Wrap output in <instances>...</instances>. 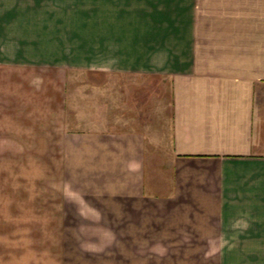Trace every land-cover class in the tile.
<instances>
[{
  "label": "crops",
  "instance_id": "obj_1",
  "mask_svg": "<svg viewBox=\"0 0 264 264\" xmlns=\"http://www.w3.org/2000/svg\"><path fill=\"white\" fill-rule=\"evenodd\" d=\"M96 8V56L43 60L42 12L62 10L0 0V264H23L27 158L39 188L47 172L113 223L117 252L264 251V0ZM121 74L168 95L123 99Z\"/></svg>",
  "mask_w": 264,
  "mask_h": 264
},
{
  "label": "rangeland",
  "instance_id": "obj_2",
  "mask_svg": "<svg viewBox=\"0 0 264 264\" xmlns=\"http://www.w3.org/2000/svg\"><path fill=\"white\" fill-rule=\"evenodd\" d=\"M96 4L97 0H43V9L62 10L42 12L43 60L53 59L57 54L97 55L99 38L106 36L108 39L111 30L97 27ZM127 31L122 30L123 40ZM86 77L97 78L89 74ZM107 82L112 86L115 83L116 89L121 87L123 99L127 95L129 98L130 90L134 97L138 96L144 102L153 101L155 106H161L164 96L168 95V84L156 75L136 78L121 74L115 78L107 77ZM156 114L155 109V121L158 118L155 132L160 133L162 117L160 113ZM31 160L27 158L25 254L24 260L20 259L23 264H264V251L117 252L115 249L120 247L113 244V223L100 221L94 207L80 202L75 204L70 197L69 205L65 206L64 194L60 198L57 190L45 187L47 172H43L39 188L41 183H36L33 172L29 171L33 170ZM67 208L68 214L65 213ZM81 208L86 211H80Z\"/></svg>",
  "mask_w": 264,
  "mask_h": 264
}]
</instances>
